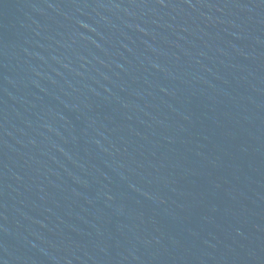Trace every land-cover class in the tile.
<instances>
[{"label": "water", "instance_id": "obj_1", "mask_svg": "<svg viewBox=\"0 0 264 264\" xmlns=\"http://www.w3.org/2000/svg\"><path fill=\"white\" fill-rule=\"evenodd\" d=\"M0 264H264V0H0Z\"/></svg>", "mask_w": 264, "mask_h": 264}]
</instances>
